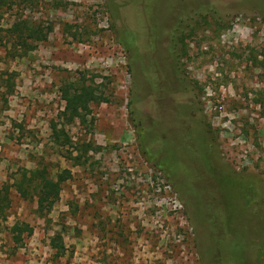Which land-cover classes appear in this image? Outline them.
<instances>
[{
  "label": "rangeland",
  "instance_id": "374dc122",
  "mask_svg": "<svg viewBox=\"0 0 264 264\" xmlns=\"http://www.w3.org/2000/svg\"><path fill=\"white\" fill-rule=\"evenodd\" d=\"M17 17L52 29L43 41L17 43L6 32ZM179 19L186 56L176 76L168 46ZM153 65L172 77L168 95L150 89ZM69 82L102 101L65 124L69 143L59 147L50 126ZM179 103L191 105L189 113L179 106L184 129H207L218 168L250 188L248 207L244 186L232 191L239 198L224 220L246 242L237 263L255 264L264 247V0H0V187L23 168L70 172L45 216L10 188L0 264H207L214 226L185 205L194 194L185 165L169 148L142 146L159 107L168 128L181 126L169 118ZM207 205L217 218L214 201ZM16 222L33 228L18 247L8 231ZM56 234L60 256L50 247ZM236 253L226 250L225 260Z\"/></svg>",
  "mask_w": 264,
  "mask_h": 264
},
{
  "label": "trees",
  "instance_id": "16d2710c",
  "mask_svg": "<svg viewBox=\"0 0 264 264\" xmlns=\"http://www.w3.org/2000/svg\"><path fill=\"white\" fill-rule=\"evenodd\" d=\"M180 22L181 19L177 20L172 26L168 46L176 76L182 74L180 70L181 58L186 56V51L183 50L184 34L181 30ZM51 29V26L45 29L31 24L22 17H17L10 27L6 29V32L17 43L24 44L27 40H45ZM150 33L152 37H155L156 32H153L151 28ZM134 36L136 37L137 35L133 33ZM128 52L131 60L133 61L137 57L142 66L141 54L143 52L138 53L133 43L128 48ZM150 71L153 73V78H150V89L154 91L158 90L168 95L171 92V87H173L172 77L164 79L157 65H153ZM180 80L182 81V79ZM60 91L65 103L64 109L59 114L61 120L53 122L50 129L53 143L56 146L65 147L69 143V136L64 129L65 124L73 123L76 120L82 122L84 115L90 111V105L100 103L102 97L97 93L96 89H89L73 82H69L61 87ZM175 106L179 110L177 113L170 114L169 118L174 117V123L178 122L181 126L168 128L162 118V108L160 109L159 107L157 113L159 116L158 123L155 128L146 131V137L142 142V146L145 152L157 151L160 147L164 149L169 148L173 159L176 160L175 164L185 165L184 175L186 179L184 180V184L188 192L194 193L192 197L187 198L185 205L186 207L196 209L198 218L208 220L214 226L212 243L205 248V252L209 255L207 257V264H238L237 262L244 260V252L241 249L242 245L246 242H236V238L230 233V226L225 222L224 218H229L227 216L228 206L234 204L231 198H239L232 191L237 189V187L244 186L245 190L239 199L245 200V206L248 207L246 199L249 197L247 190L249 191L250 188L248 187L247 189L245 182L240 183V180L233 176V174L225 173L221 168H218L211 152V146L208 144V139L210 140V138L207 129L202 126L199 127L197 123L190 125L189 129H184L182 122L186 120V116L181 111L182 109H185V111L188 109L187 113H189L191 105L179 103L175 104ZM172 121L169 122L172 123ZM69 177L70 172L67 169H63L55 176H52L45 166H37L33 169H21L12 184L6 183L0 187V220H5L7 217V211L10 208L9 193L11 187L24 200L34 201L36 212L39 216H45L53 208L63 183ZM198 187L199 191L197 192L196 189ZM228 193H231V195ZM227 194L230 199L229 204L226 202ZM207 198L214 201L217 218L210 217ZM8 231L11 241L18 247L23 242L24 237L32 234L33 228L28 223L16 222L8 228ZM261 235L264 236V230L259 236ZM237 243L238 247H234L233 244L237 245ZM50 247L56 251L55 253L58 256L62 255L64 246L59 235L56 234L50 239ZM223 247L226 249L223 250ZM228 247L230 248L228 249ZM226 250L231 253L237 252L240 256L227 262L224 256ZM242 256L243 258H240ZM255 264H264V247L259 252Z\"/></svg>",
  "mask_w": 264,
  "mask_h": 264
}]
</instances>
